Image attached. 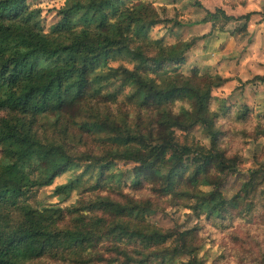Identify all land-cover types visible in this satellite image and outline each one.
<instances>
[{"label": "trees", "instance_id": "1", "mask_svg": "<svg viewBox=\"0 0 264 264\" xmlns=\"http://www.w3.org/2000/svg\"><path fill=\"white\" fill-rule=\"evenodd\" d=\"M42 14L29 0H0V264H201L198 227H159V205L124 189L149 186L220 223L251 219L264 202V162L224 194L241 165L221 143L232 108L213 96L227 80L185 69L206 36L151 38L169 20L145 0H65L49 28ZM253 15L217 9L187 25L244 21L242 34ZM118 60L133 68L110 66ZM238 110L246 122L249 110ZM197 128L209 146L178 136ZM68 173L54 195L64 203L79 193L75 203L31 202Z\"/></svg>", "mask_w": 264, "mask_h": 264}, {"label": "rangeland", "instance_id": "2", "mask_svg": "<svg viewBox=\"0 0 264 264\" xmlns=\"http://www.w3.org/2000/svg\"><path fill=\"white\" fill-rule=\"evenodd\" d=\"M43 10V22L49 28L57 21L56 12L65 0H29ZM163 12L169 20L150 31L153 39H163L168 45L202 38L190 51L185 69L196 68L202 73L219 75L226 79L225 85L214 91L213 96L232 108L221 120L222 147L230 156L238 155L241 165L238 174L229 177L224 186L227 199L239 192L247 179L249 170L264 162V0H145ZM225 10L230 16L239 18L255 13L248 24L247 33H236L244 21H233L224 30H214L211 25H187L205 17L206 12ZM111 67L126 66V61L110 62ZM248 109L246 122L234 116L237 109ZM238 110V111H239ZM263 129V130H262ZM181 140L200 142L209 146V140L197 128L188 136L178 132ZM133 164L120 163L118 167L130 170ZM72 173L65 174L51 187L38 191L31 202L42 205L60 204L69 206L80 198L79 193L62 203L54 195L57 186L65 184ZM124 193L135 199H150L159 205L160 212L152 217V222L164 229L186 230L198 227L203 251L199 257L201 264H260L264 254V202L258 204L251 219L235 218L225 223L197 218L182 206H173L165 198H159L145 186L142 190L126 187ZM186 261L188 260L185 259ZM43 264H71L70 262L44 261ZM106 264V263H99Z\"/></svg>", "mask_w": 264, "mask_h": 264}]
</instances>
